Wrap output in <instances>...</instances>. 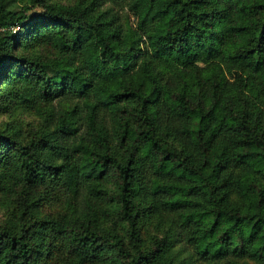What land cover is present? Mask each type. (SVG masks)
<instances>
[{
	"label": "trees",
	"instance_id": "16d2710c",
	"mask_svg": "<svg viewBox=\"0 0 264 264\" xmlns=\"http://www.w3.org/2000/svg\"><path fill=\"white\" fill-rule=\"evenodd\" d=\"M115 1L0 0V99L31 89L68 101L26 141L0 129L22 184L57 174L68 194L58 217L40 219L19 190L26 210L0 223V264H42L41 225L61 232L69 264L107 246L124 264H189L181 248L193 263L261 264L264 0H122L133 21ZM102 194L123 231L98 226ZM154 213L160 232L145 239Z\"/></svg>",
	"mask_w": 264,
	"mask_h": 264
},
{
	"label": "rangeland",
	"instance_id": "374dc122",
	"mask_svg": "<svg viewBox=\"0 0 264 264\" xmlns=\"http://www.w3.org/2000/svg\"><path fill=\"white\" fill-rule=\"evenodd\" d=\"M55 2H72L75 0H53ZM111 6L118 10L121 15L127 16L131 21L134 20L133 13L126 8L122 0L110 2ZM39 5L31 7L30 11L40 9ZM18 24H13L11 29H17ZM35 41L31 39V42ZM34 46V47H33ZM30 48H35V45L30 44ZM29 49V47H28ZM27 96L16 93L4 95L0 99V129L20 141H26L31 132L35 128L51 126L54 120L56 108L62 106L63 99L57 97L42 98L35 91L29 89ZM65 101L64 103H67ZM63 103V104H64ZM117 110L107 109L105 112V120L107 126L108 139L114 148L119 150L120 146L117 143V128L118 117ZM1 146V145H0ZM7 152H11L8 150ZM10 154V153H9ZM105 185L115 187V178L112 174H106L103 177ZM19 190L25 191L29 195H34L38 202L37 217L56 218L58 213L63 211L67 200V190L60 175L47 176L43 181L37 182L34 185L22 184L17 172L12 163L10 156L2 158L0 156V223H13L21 221V211H25L23 202L25 199L21 196ZM30 197V196H29ZM97 203V218L98 226L108 228L113 223L120 231L124 230V220L120 218L116 211L117 201L115 198H110L108 195H99L96 197ZM22 211V212H23ZM167 215L169 213L167 212ZM154 213V217H148L141 226L140 233L147 239L150 235L160 232L157 227L159 218H163ZM27 222V221H25ZM44 228L42 231L36 232L35 236L42 243V252L40 249V258L42 264H69L71 254L66 246L64 237L61 232L53 228L51 225H41ZM181 253L189 255V264H205L204 260H194L189 249L181 248ZM188 255L185 258H188ZM248 264H256L257 261L246 257ZM80 264H124L123 261L113 255V250L109 246L105 247L102 252L93 260L83 261ZM261 264H264L262 262Z\"/></svg>",
	"mask_w": 264,
	"mask_h": 264
}]
</instances>
